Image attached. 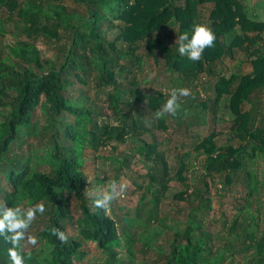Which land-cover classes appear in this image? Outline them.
Instances as JSON below:
<instances>
[{
  "label": "trees",
  "instance_id": "16d2710c",
  "mask_svg": "<svg viewBox=\"0 0 264 264\" xmlns=\"http://www.w3.org/2000/svg\"><path fill=\"white\" fill-rule=\"evenodd\" d=\"M42 1L0 0V10L18 17L23 24L22 34L27 38V41L8 45V53L0 55L3 117L0 121V164L4 165L0 169L8 167L4 177L0 175V208L30 207L37 203L45 206L44 218L40 217L41 227L34 234L37 243L22 241L27 264H84L83 249L88 242L104 252L107 264H125L118 250L125 244L128 252L135 254L131 233L135 226L142 229L141 233L151 234L147 237L146 249L162 234L156 226H149L151 221L173 230L159 248L156 246V264H234L231 258L235 253H226L223 248L215 250L210 244L211 235L205 233L206 212L213 209L212 199L204 198L201 188L191 186V168L185 163L187 153L178 156L176 172V179L186 189L174 195L186 201L177 209L185 212L186 220L183 225L172 227L160 218L159 194L167 189L171 178L163 155L157 152L159 143L153 130L167 132L172 129V122L182 119L190 120L187 121L189 125L193 121L204 125L208 115H216L220 102H226L234 116L230 131L226 134L212 131L196 146V151H202L206 157V174L199 182L205 188V195H209L206 178L222 177L225 183L232 184L244 175L246 195L252 196L253 191H257V177L253 178L245 166L248 159H264V128L261 125L264 116L259 112L264 104V23L250 17L241 0H74L85 7L82 14L68 11L61 3L49 5L50 0L45 2L49 1L51 9L43 13ZM205 4L212 6L208 20L217 39L213 47L205 49L199 61L193 62L178 54L175 46L178 38L170 45L173 43L171 37L169 40L162 37L161 31L173 25L177 37L184 32L191 34L192 26L201 22L200 7ZM64 30L69 38L59 47ZM39 38L53 42L55 50L61 53L60 58L41 60L30 42V39ZM233 47L244 51L252 71L245 74L236 62L231 64L228 76L215 75L213 66L232 56ZM146 57L156 58V63L163 61L162 74L175 75L173 88L189 84L192 93L197 95L192 100L181 97V109L174 117L166 114L162 119L154 118L167 97L163 90L145 92L141 88L136 73L143 68ZM202 72L216 79L209 88L198 85ZM80 73L87 81L95 75L93 87L106 97L108 109L119 125L110 126L103 120L98 124L94 116L99 113L86 108L78 98L72 100L66 93L68 88L76 86V81L85 84ZM122 73L127 74L125 81L118 79ZM210 89L215 94L214 100L206 95ZM245 106H249V110H245ZM38 108L47 134L38 131L40 120L35 117ZM63 115L73 117V122L65 124ZM99 132L104 145L111 142L125 145L127 141L136 144L139 155L154 168L146 174L149 187L155 183L158 188L150 198L153 205L145 211L142 220L140 208L135 218H129L127 210L121 218L115 219L108 211L95 206L105 184L97 177V190L90 192L93 184L84 171V150L97 148ZM145 134L150 135L151 143L141 138ZM23 136L43 139L45 142L40 146L43 150L37 153L34 148L31 156L20 157V153H15V142ZM234 138L238 139V146L233 145ZM120 169L126 170L125 162ZM66 193L73 194L80 211L76 239L65 233L67 223L74 221L64 198ZM145 198V195L139 198L140 205L145 203ZM254 219L253 216L252 221ZM238 225L236 218L232 230ZM53 227L63 232L66 239L53 234ZM242 231L244 253L254 250L246 255L243 264H264V236H257L256 225L252 227V224ZM216 241L222 243L219 236ZM8 247L10 245L0 237V264H11Z\"/></svg>",
  "mask_w": 264,
  "mask_h": 264
},
{
  "label": "rangeland",
  "instance_id": "374dc122",
  "mask_svg": "<svg viewBox=\"0 0 264 264\" xmlns=\"http://www.w3.org/2000/svg\"><path fill=\"white\" fill-rule=\"evenodd\" d=\"M25 1V0H19ZM246 6L247 12L250 14L255 21L259 23H264V0H241ZM43 3V13L49 12L48 8L51 4L61 3L64 5L68 11L84 13L85 7L74 0H50L48 2L42 1ZM263 5V6H262ZM259 6V7H258ZM211 4H205L200 7V23L207 24L210 26L208 20L209 10L211 9ZM9 12L0 10V21H1V31H0V55H6L9 51L8 45H14L19 41H27L24 35L22 34L23 24L19 22L18 17L8 14ZM211 27V26H210ZM68 30V29H67ZM67 30H64V38L58 43L59 47H63V44L67 43L69 34ZM63 31V29L61 30ZM174 26H166L161 31V36L166 39H170L174 45L177 40V35L173 33ZM250 36H255V33H249ZM264 38V35H263ZM30 42L35 46L38 51V56L41 60L45 59H56L60 58L61 53L55 50L53 42L43 40L42 38L36 39ZM233 55H229L227 58H223L224 61H217L213 66L214 74L217 75H229L231 64H237L242 66L243 72L248 74L252 71L250 64L247 62L244 51L233 47ZM156 58L146 57L145 64L143 68L139 69L140 72L136 73L138 81L141 82V88L145 92L156 91V90H171L174 87L173 81H176L175 75H164L162 70L164 68L163 61L157 63L155 62ZM215 74V75H216ZM81 79L85 80V84L79 83L76 81V86L70 87L67 89L66 93L69 95L72 100L77 98L80 100L84 106L91 111L99 113V116H94L98 120V124L101 121H106L110 126L119 125V121L111 113V110L108 109V104L106 97L93 87V82L95 75L92 79L88 81L80 73ZM119 81H125L127 79V74L122 73L118 77ZM213 75H208L205 72L198 77V85H206V88H209L211 84L215 82ZM186 86L191 89L192 87L188 84H183V88ZM171 88V89H170ZM198 91V90H197ZM214 100L215 94L213 90L210 89L208 94H206ZM197 95H192L187 97L188 100H192ZM203 100L206 98L204 96ZM184 99V97H182ZM215 106H212L214 108ZM217 107V106H216ZM215 107V108H216ZM245 110H249V106H245ZM259 112L264 116V104L259 107ZM0 111V121L3 120ZM103 113V114H102ZM209 114V112H206ZM103 115V116H101ZM207 117L206 124L197 125L193 121L192 125H189L187 121L190 120H180L179 122H172V129L167 132H164L162 129L153 130V134L159 145L157 146V152L163 155V159L167 165L168 176L171 178V181L167 189L159 194L160 205L158 206L159 216L165 222L166 225L174 227V225H183L186 220L185 212L177 211L178 207L185 205L186 201L179 200L175 198L178 195V192L186 189L184 184L176 179V172L178 168V156L182 154H188L185 157V163L188 168H191V175L189 177L192 179V187L201 188L203 191V197H209L212 199L211 206L212 210L206 212L205 220V233L211 235V246L215 250L221 248L224 249L226 253H235V256L231 258L234 264H243L245 261L246 255H250L254 250H248L244 253L245 247V236L242 230L249 228V225L252 224V227L256 225L257 236H264V159L258 157L256 160L248 159V164L245 166L248 172H250L253 178L257 177V191H253V195L248 197L247 187L244 182V175H240L232 184H227L224 182L222 177H208L206 182L209 186V195H205V188L203 184L199 182V178L206 174L205 166V155L202 151H196V146H198L204 137L209 135L210 132L214 131L216 133H228L233 125L234 116L230 112V109L226 107V102L222 101L218 105V110L215 116ZM36 119L40 120V125L38 126L39 133H48L43 130L44 120L41 118V112L38 108L35 113ZM63 122L69 123L73 122L74 118L69 115L62 116ZM261 125L264 128V118ZM172 120H170L171 122ZM101 125V124H100ZM149 127V124H146ZM142 132V130L140 131ZM97 140V148H86L85 153V173L89 178V181L93 184L90 192L95 193L97 188L95 185L96 178L104 180V188L107 184L112 181H116L118 185H125L123 192L114 200L111 204V208L108 211V214L113 218H121L127 210H129V218H135L138 214V209L140 208V220L145 217V211L148 210L153 204L150 201L151 196L155 194V189L158 188V185L149 187V179L147 178V172L153 171L154 168L151 164L145 162L139 155L136 144L127 141L125 145H117L116 142H111L106 145L102 143V138L100 137ZM141 137V136H140ZM148 143L152 142V138L149 134L142 135L141 137ZM43 139L34 140L28 136H23L18 141L15 142V153L21 156L29 157L33 153L34 148H37L35 151L41 152L43 149L40 147L44 144ZM233 145L238 146L239 141L237 138L232 140ZM116 150H114V146ZM34 146V147H33ZM40 147V148H39ZM250 152V150H248ZM118 160L119 162H116ZM125 162L126 170L123 171L120 169L121 163ZM0 166H4L0 164ZM8 167H3L2 171L0 169V175L4 177V172H7ZM119 179V180H118ZM254 185V182L252 181ZM254 185V186H255ZM103 188V190H104ZM149 189V190H148ZM102 190V191H103ZM208 190V189H207ZM189 194V193H187ZM145 195V203L140 205L139 198ZM175 195V196H174ZM64 198L68 201V204L71 208V214L74 218V221L68 222L66 227V236L76 239L79 233L78 228L76 227V220L79 218L80 211L77 208L76 199L73 194L66 193ZM188 198V196H186ZM248 201V205H247ZM178 204V205H177ZM25 209L28 208L23 206ZM247 207V208H245ZM255 211H258L256 213ZM253 216L255 217L252 221ZM40 217L44 218V215L36 216L35 221L28 230L29 236H34L38 229L41 227ZM238 218V227L234 231L232 230V224L234 219ZM154 225V226H153ZM149 226H156V229L160 231L159 236L156 238V243L151 244L149 249H146L145 243L147 237L151 234L141 233L142 229L135 226L132 230V240L134 241V250L135 254H130L127 250V247L119 249L120 258L125 264H156L157 258L155 253H157L156 248L163 243L164 238L167 234H172L173 230L168 228H163L158 222L151 221ZM247 234V233H246ZM218 236L222 240V243L217 242ZM216 241V242H215ZM125 243V242H124ZM158 243V244H157ZM157 246V247H156ZM84 264H107V256L104 252L100 251L94 243L88 242L84 244ZM229 255V254H228ZM224 264H227L225 262Z\"/></svg>",
  "mask_w": 264,
  "mask_h": 264
},
{
  "label": "clouds",
  "instance_id": "9594fccd",
  "mask_svg": "<svg viewBox=\"0 0 264 264\" xmlns=\"http://www.w3.org/2000/svg\"><path fill=\"white\" fill-rule=\"evenodd\" d=\"M217 37L210 26L197 23L192 26L191 34L184 32L178 37V44L175 46L180 56H186L188 60L197 62L201 59L206 48L214 46ZM177 41V40H176ZM193 93L189 88H173L170 91L165 90L167 97L160 110L154 113V118L159 120L165 115L176 116L181 109L180 98L190 97ZM125 185H118L116 181L107 184L98 198L95 200V206L104 211H109L111 204L123 192ZM45 206L43 203L34 204L28 208L22 205L13 207L4 206L0 208V237L9 244L7 255L11 264H27L22 241L35 245L37 239L28 235V230L36 219L37 214L43 215ZM52 233L60 239H66L63 232L53 227Z\"/></svg>",
  "mask_w": 264,
  "mask_h": 264
}]
</instances>
